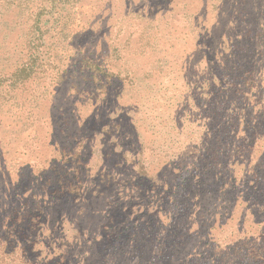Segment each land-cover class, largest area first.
I'll list each match as a JSON object with an SVG mask.
<instances>
[{
    "label": "rangeland",
    "instance_id": "rangeland-1",
    "mask_svg": "<svg viewBox=\"0 0 264 264\" xmlns=\"http://www.w3.org/2000/svg\"><path fill=\"white\" fill-rule=\"evenodd\" d=\"M45 8L0 0V264H251L264 0Z\"/></svg>",
    "mask_w": 264,
    "mask_h": 264
},
{
    "label": "trees",
    "instance_id": "trees-1",
    "mask_svg": "<svg viewBox=\"0 0 264 264\" xmlns=\"http://www.w3.org/2000/svg\"><path fill=\"white\" fill-rule=\"evenodd\" d=\"M45 10L51 11V0H46ZM20 71H21V73L17 74L18 77H20V75H22V73L24 72L23 70H20ZM242 245L243 246L238 248L240 253H245V254L247 253L246 258H253L251 264H256L257 260L260 259V258H258L259 257L258 255H259V253H262V251L264 252V248L263 249L259 248V246L255 245V243L252 240L246 241ZM262 261H263V259H262Z\"/></svg>",
    "mask_w": 264,
    "mask_h": 264
}]
</instances>
